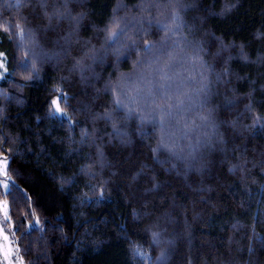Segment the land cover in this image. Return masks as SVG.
I'll return each mask as SVG.
<instances>
[{"label":"trees","instance_id":"16d2710c","mask_svg":"<svg viewBox=\"0 0 264 264\" xmlns=\"http://www.w3.org/2000/svg\"><path fill=\"white\" fill-rule=\"evenodd\" d=\"M0 61L18 261L264 264V0H0Z\"/></svg>","mask_w":264,"mask_h":264},{"label":"rangeland","instance_id":"374dc122","mask_svg":"<svg viewBox=\"0 0 264 264\" xmlns=\"http://www.w3.org/2000/svg\"><path fill=\"white\" fill-rule=\"evenodd\" d=\"M190 59H193V62ZM193 64H194V69H192ZM4 67H5L4 64L0 61V71L2 72V74L5 73ZM186 67L187 68L190 67V69H192L195 72L194 74H192L191 70H190V73H189L190 78L187 79V85H188V87H193V85L195 87L196 82H199L200 78H202L201 73L204 72L205 69L203 68L202 64L198 61V58L195 55L194 51L190 57L188 55H185V53H184V70ZM205 72H206V70H205ZM2 74L0 73V78L3 77ZM199 86L201 88L203 87V85L200 83L196 87L199 88ZM182 87L180 89H177L176 87H174V89H172V97H176L177 94L179 93V91L182 89ZM134 89L136 90V87H134ZM179 95H180V93H179ZM177 97H179V96H177ZM191 98H192V94H190L189 91H187V93H184V98H176V101L178 100L179 102L180 101L184 102V113L180 114L181 116L177 115L178 117L184 118V115L188 111L190 114H192L191 107L196 109V107H197L196 105H195L196 107H194V106H191V104H190ZM144 99H147V97ZM54 101L56 103H54ZM54 101H53L54 113L57 115H63V111L61 109V106L59 104L58 99H56ZM57 105L59 106L60 111L56 110ZM165 106L168 107L169 105L165 104ZM166 107H165V109H166ZM200 110H201V113L199 115H196V116H197L198 121L201 122L202 121L201 118L203 117L202 113L204 111V107H202V105L200 106ZM165 113H170V112L165 111ZM166 116L168 118L174 120L175 123L177 122L179 124V126L173 125L172 127H168L167 129H164V126H160L159 132L162 133V135L164 137H170L171 140L176 139V141L180 140V141L184 142V140H186L187 136L192 134L194 132V130L197 129L198 126H200L199 124H198V126L193 125V124L191 125L188 121H187L188 123L185 121L183 123L182 119L179 120L176 116H174L171 113L169 116L168 115H166ZM170 133H171V135H170ZM175 146L178 147V151H179L178 153H181V154L184 153L182 147L179 145L178 142L176 143ZM6 167H7V161L3 158H0V190L3 194H6L9 190V183L6 180ZM13 233H14V229H13L10 217H9L7 200L0 196V264H23L22 260L19 259L20 261H18L17 257L14 255V251H13L14 246H13V241H12V240H14Z\"/></svg>","mask_w":264,"mask_h":264},{"label":"snow or ice","instance_id":"6c2138e0","mask_svg":"<svg viewBox=\"0 0 264 264\" xmlns=\"http://www.w3.org/2000/svg\"><path fill=\"white\" fill-rule=\"evenodd\" d=\"M26 2V0H17V3H18V5H20V4H23V3H25ZM41 2H43V0H41ZM60 15H63V13H59ZM17 27H19V25H17ZM117 27V29H119V31H117V30H113L111 33H110V35H109V39H113L114 37L115 38H118L119 37V35H121L123 32H124V29H120L119 28V25H117L116 26ZM54 103H56L55 101H54ZM57 111H60V109H59V106L57 105V109H56ZM164 115H170V113H165ZM163 115H162V117H161V126L163 125Z\"/></svg>","mask_w":264,"mask_h":264}]
</instances>
